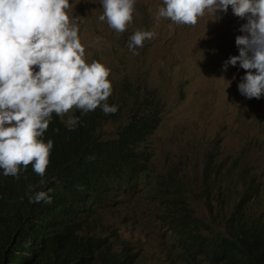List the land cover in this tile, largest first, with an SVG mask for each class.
Listing matches in <instances>:
<instances>
[{
	"label": "trees",
	"instance_id": "1",
	"mask_svg": "<svg viewBox=\"0 0 264 264\" xmlns=\"http://www.w3.org/2000/svg\"><path fill=\"white\" fill-rule=\"evenodd\" d=\"M112 87L107 102L118 106L115 114L76 110L79 123L70 131L53 113L43 134L53 141L43 186L31 165L19 179L0 169V264H141L135 240L123 242L103 224L108 207L118 206L120 196L130 199L141 182L155 206L150 217L171 244L172 264H264V192L251 168L241 172L238 190L223 182L215 153L207 156L200 186L175 169L156 174L149 139L161 125L163 99L154 89L123 82L122 103L115 99L119 84ZM111 123L120 125L106 136ZM28 185L51 189L52 202L30 203ZM191 197L204 202L205 214ZM142 205V214L149 213Z\"/></svg>",
	"mask_w": 264,
	"mask_h": 264
},
{
	"label": "rangeland",
	"instance_id": "2",
	"mask_svg": "<svg viewBox=\"0 0 264 264\" xmlns=\"http://www.w3.org/2000/svg\"><path fill=\"white\" fill-rule=\"evenodd\" d=\"M69 2V15L82 17L79 36L86 59L105 64L111 70V83L119 84L115 99L125 103L124 97L119 98L123 82L154 89L163 99L161 125L149 139L156 174L175 169L187 182L200 186L207 156L215 153L217 168L224 165L226 186L240 189L241 172L251 168L248 173L264 192V95L248 99L238 92L237 84L244 75L238 64L223 70L225 61L238 55L235 37L242 34L239 27L245 19L236 17L229 7L227 13H217L216 22L206 11L195 26L172 24L170 29V20L156 19L162 0H135L132 23L125 32L117 33L98 19L103 12L101 0ZM137 29L153 31L156 36L146 39L143 47L136 49L138 55H133L127 43ZM96 37H101L99 43H94ZM75 113L73 109L64 121ZM113 123L106 126V136L120 125ZM146 186L147 182H141L130 199L120 196L114 203L118 206L106 210L103 224L116 229L119 240H135L136 244L130 243L136 246L141 264H172L171 244L168 246L164 230L150 217L155 206L147 202L150 194ZM241 194L242 190L234 197ZM191 200L198 214L206 213L203 201ZM143 201L149 213L145 210L142 214ZM101 232L108 234L104 226Z\"/></svg>",
	"mask_w": 264,
	"mask_h": 264
},
{
	"label": "clouds",
	"instance_id": "3",
	"mask_svg": "<svg viewBox=\"0 0 264 264\" xmlns=\"http://www.w3.org/2000/svg\"><path fill=\"white\" fill-rule=\"evenodd\" d=\"M98 19L117 33L133 21L135 0H101ZM69 0H0V169L4 176L20 178L29 165L41 177L43 186L53 141L43 139L53 113L65 117L73 109L88 113L100 108L115 114L109 105L113 87L110 68L98 60L86 59L79 31L82 17L69 15ZM232 13L245 19L235 37L238 55L223 65L237 64L244 70L238 92L248 99L264 95V0H162L156 19L172 24L195 26L205 12L216 22L217 13ZM156 36L137 29L127 47L133 55L143 42ZM96 37L94 43H99ZM224 79L223 77H221ZM219 78V79H221ZM230 85L231 81H227ZM114 85V83H113ZM78 116H68L66 127L75 130ZM58 132L59 129H54ZM28 185L30 203H51L52 191H34Z\"/></svg>",
	"mask_w": 264,
	"mask_h": 264
}]
</instances>
